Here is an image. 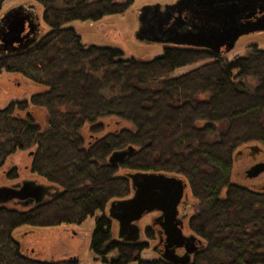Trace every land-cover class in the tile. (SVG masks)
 <instances>
[{"label": "trees", "instance_id": "16d2710c", "mask_svg": "<svg viewBox=\"0 0 264 264\" xmlns=\"http://www.w3.org/2000/svg\"><path fill=\"white\" fill-rule=\"evenodd\" d=\"M15 1L34 6V17L40 7L48 31L40 29L16 51L0 50V74H17L43 90L0 109V168L16 152L33 148V173L58 187L33 207L0 205V264H78L75 258L31 259L19 247L25 234L15 231L81 225L128 197L130 182L118 169L165 173L188 183L197 204L189 227L205 241L191 264H264V190L231 178L238 150H264V50L253 47L248 56L226 60L170 47L149 61L123 58L115 48L83 45L67 25L122 15L132 0ZM30 107L44 110V129ZM110 117L132 128L102 135L97 120ZM85 124L94 137L87 142L80 135ZM217 124L223 130L210 141ZM128 146L134 151L120 164L108 163L111 153ZM90 249L104 264H165L140 260L142 246L111 242L103 219ZM113 250L115 257L107 260Z\"/></svg>", "mask_w": 264, "mask_h": 264}, {"label": "water", "instance_id": "95a60500", "mask_svg": "<svg viewBox=\"0 0 264 264\" xmlns=\"http://www.w3.org/2000/svg\"><path fill=\"white\" fill-rule=\"evenodd\" d=\"M34 6H14L0 18V50L16 51L34 41L40 31L38 16H33ZM258 10V11H257ZM184 11L197 16L199 25L186 28ZM263 13L261 17L256 14ZM137 29L134 39L140 43L191 46L205 48L218 53L219 47H225V53L234 49L236 42L244 36L264 32V0H176L171 4H152L136 11ZM203 41V43L196 42ZM250 149H263L249 146ZM134 149H125L110 154L107 161L117 165L128 157ZM240 151H237L235 156ZM264 172V163L252 166L246 176L249 179L258 177ZM132 194L126 199L115 200L108 205V216L118 224V237L130 236L126 241L139 239V222L150 213H159L164 220L167 246L162 258L173 264H186L196 249L193 236H184L177 227L181 226L175 218L178 205L184 196L186 183L174 175L165 173L129 172ZM51 186L36 181L0 187V205L12 201H23V206L31 203L37 205L51 193ZM185 245V253L179 258L173 248ZM175 246V247H173ZM173 247V248H172Z\"/></svg>", "mask_w": 264, "mask_h": 264}, {"label": "rangeland", "instance_id": "374dc122", "mask_svg": "<svg viewBox=\"0 0 264 264\" xmlns=\"http://www.w3.org/2000/svg\"><path fill=\"white\" fill-rule=\"evenodd\" d=\"M114 3H124L125 0H111ZM176 0H132L130 7L122 15L106 16L97 23L87 22H71L67 27L72 28L81 39V43L85 46L111 47L122 52L123 58H134L143 61H149L155 57L163 54L164 47L157 44H144L134 39V31L137 29L136 11L143 6L152 5L156 3L171 4ZM22 1L6 0L2 5L0 11L1 16L14 6L20 5ZM38 21L40 24L41 33L45 34L48 28L42 21V9L39 7ZM254 48L264 50V34H257L248 37H243L239 40L237 46L227 55L226 60H233L236 57L248 56ZM197 63L190 66H184L176 69L171 77H178L188 71L200 66ZM43 87L31 84L17 74H0V109L6 108L11 103L28 101L29 98L36 93L42 92ZM35 122L40 125L41 129L45 128V113L44 110L37 108L29 109ZM98 123L103 125L104 131L101 133L105 135L106 132H112L121 128L131 129L132 126L128 122L120 121L117 118H100ZM223 124L218 126L214 135L210 136L208 140L213 141L217 139L218 133L223 130ZM80 135L84 141H88L91 137L89 133V125L81 129ZM102 135H97L98 137ZM253 146V145H250ZM242 150V149H240ZM34 149L27 151H18L9 157L2 168H0V187L11 186L15 182L22 180L36 181L38 183L46 184L45 180L39 178L37 175L30 172L29 165L31 156L29 154ZM264 151V150H263ZM236 154V153H235ZM264 156V154H263ZM260 157V156H259ZM243 159V160H242ZM251 159L238 158L232 167V182L254 189L257 186L264 185V175L257 179L249 180L243 177V172L251 164ZM13 171V172H12ZM130 171L118 169V174L123 175ZM186 202L194 204V208L190 210V215L194 214L197 209V204L192 199L190 192L186 189ZM5 207L14 208L15 205L7 204ZM94 225L93 218H87L81 225H67L62 224L54 228L44 229H30L28 227H21L15 233H24L23 239L19 242L21 252H24L33 260L40 262H59L65 259H70L76 256L78 264H104L99 258H96L89 249V241ZM145 225V222L143 223ZM78 232L77 236L73 233ZM112 236L115 238V229L112 228ZM144 240V239H142ZM152 242H150L151 246ZM116 253L112 252L106 255L107 260L115 257ZM156 259V256L149 250H144L140 254V260L151 261Z\"/></svg>", "mask_w": 264, "mask_h": 264}, {"label": "flooded vegetation", "instance_id": "af4514ba", "mask_svg": "<svg viewBox=\"0 0 264 264\" xmlns=\"http://www.w3.org/2000/svg\"><path fill=\"white\" fill-rule=\"evenodd\" d=\"M262 15H263V13H261V14L257 13L256 17H261ZM184 17H186L187 19L185 20L186 21L185 22L186 25H185V28L183 29V31H186L187 30L186 28H190L189 25H191V24H192V26H194V24H196V25L200 24L199 21L196 20L197 16H192L187 11H184L182 13V18H184ZM257 34H264V32H262V33H253V34H250L248 36L257 35ZM248 36H244V37H248ZM242 38L243 37H241L239 40H241ZM239 40L236 42L235 47L237 46ZM196 42L203 43V41H196ZM144 44H146V43H144ZM162 46L164 47V50L167 49V48H170V47H176V48H180V49L202 51V52H205L208 56H211L213 58H219V59H225L224 58L225 55L229 54L232 51L231 50L230 52L225 53V51H224L225 47L224 46L223 47H219L218 53H213L209 49L196 48V47H191V46H173V45H162ZM239 151L240 152L234 157V162H236L237 159L241 158V157L244 158V159H249V160L251 159L252 160L251 164L243 172V177L247 178L246 172L252 166H254V165L258 164V163H264V156H263L264 152H262L259 149H250L249 146H246L245 148H242V150H239ZM29 156H31V159H32L33 152H31L29 154ZM29 169H30V172L33 173L32 169H31V162H30V165H29ZM33 174L37 175L36 173H33ZM123 175L126 178V174H123ZM262 175H264V172H262L258 177L253 178V179H257V178H259ZM38 177L42 178L40 176H38ZM176 177L180 178L181 180H183L186 183V188L184 190V196L181 199L180 204L178 205V208H177L178 214L176 215L175 221L181 223V226L177 225V227L180 228V230H181V232H182V234L184 236H186V237L193 236L194 239H195L194 242H193V245H194V247L196 249L190 255V261L186 263V264H191L192 261H193L194 256L200 250H202L205 247V241L199 235H197L195 232L191 231V229L189 227L190 219L194 215V214L190 215V210L192 209V206L194 208V204L186 202V200H187L186 189H188V183L183 178H181L179 176H176ZM247 179H249V178H247ZM253 179H249V180H253ZM23 181L24 180H22L21 182L12 183L10 185L19 184V183H22ZM25 181H30V180H25ZM45 182H47V181L45 180ZM129 182H130V180H129ZM40 184H42V183H40ZM42 185L51 186L53 188V189H50V191L52 193L57 191V187L58 186H56L54 184H51V183L47 182L46 184H42ZM130 188H131V183H130ZM255 190H258V191L264 190V185L257 186L255 188ZM131 194H132V190H131L130 195L128 197H130ZM128 197H126V198H128ZM126 198H124V199H126ZM116 200H120V199H116ZM8 204H13V205L18 204V206L20 205V207H24V208L35 206V204H33V203H31V204H29L27 206H23L22 205L23 201H18V202L17 201H12V202H10ZM5 205H7V204H4L3 206H5ZM37 205H39V204H37ZM108 205L106 207H104V209L102 211L96 212L93 215V217H91V218L94 219V225H93L92 233H93V230L95 229L96 224L98 223V221L103 219L104 222H105L106 229L110 232V241L111 242L117 243V244L142 246L143 247L142 251L149 250L156 256V259H153V260H159V261H161V262H163L165 264H173V263L168 262V261H166V260H164L162 258V255L164 253L165 247L167 246V242H166V236L164 234V229L161 226V223H163L164 220L160 217L159 213L154 212V213L147 214L144 217H142V219L139 222H137V226L139 227V236L140 237H139V239L137 241L132 242V241H126V238L130 237L128 235H125L122 239H120L118 237V224H117L116 221H114L113 219L109 218V216H108ZM144 222H145V225H143ZM112 228L115 229V238H113V236H112ZM77 233L78 232L74 231L73 236H77L78 235ZM91 237H92V234H91ZM142 239H144V240H142ZM150 242H152L151 246H150ZM90 244H91V238H90V241H89V249H90ZM173 247H175V246H173ZM173 249H174L175 255H177L179 258H181L183 256V254L185 253V245H183L182 247L173 248ZM90 251H91V249H90ZM112 252L116 253V250L111 251V253ZM91 253H92V251H91ZM73 258H75L78 261L76 256H73L70 259H73ZM96 258H98V257H96Z\"/></svg>", "mask_w": 264, "mask_h": 264}]
</instances>
